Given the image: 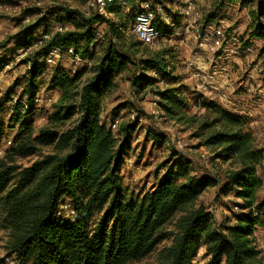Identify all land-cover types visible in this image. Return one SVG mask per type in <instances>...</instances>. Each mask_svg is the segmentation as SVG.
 Wrapping results in <instances>:
<instances>
[{
  "label": "trees",
  "instance_id": "16d2710c",
  "mask_svg": "<svg viewBox=\"0 0 264 264\" xmlns=\"http://www.w3.org/2000/svg\"><path fill=\"white\" fill-rule=\"evenodd\" d=\"M124 1L123 6L118 0L105 1L104 12L112 19L101 15L86 18L73 9L54 7L51 15L65 30L44 31L39 40L24 47H31L29 53L36 50L27 76L28 98L17 97L10 106L11 118L21 125L34 109L36 79L42 68L35 59L40 60L49 49L61 53L71 49L80 59L91 62L94 73L82 85L77 102L71 99V93L79 77H53L51 84L61 93V104L49 120L63 124L77 116L74 125L65 131L43 127L35 140L19 141L13 149V154L27 157L35 154L37 146H51V154L24 168L14 183L15 168L0 162L1 227L10 232L6 249L20 262L29 260L31 264H128L148 256L159 243L161 229L181 212L177 233L165 249L167 264H193L201 245L213 264H264L252 238L255 227H264V203L259 204L257 199L262 188L259 170L264 168V152L248 132L246 117L212 101L198 103L206 110L204 115L191 114L184 87L171 76L167 61L170 54L158 51L144 56L148 46L131 32L140 4L149 3L153 11L152 1L160 2ZM220 1L247 11L245 46L250 40L258 41L260 54H264V0ZM153 12V25L160 37L172 35L163 18L170 17L177 27L181 24L180 15L168 13L161 18ZM99 40L106 43L93 65L88 52ZM133 55L137 58L131 59ZM128 65L133 68L128 81L133 94L127 103L129 109L137 113L141 108L139 98L152 94L161 119L191 131L196 148H206L210 160L228 164L224 188L239 201L231 227L214 229L206 209L201 205L194 208L205 191L219 186L218 180L209 175L191 176L182 165L166 169L141 198L125 200L120 172L139 117L120 123L113 135L100 108L102 98L116 89L115 79L127 71ZM63 201L74 212L72 221L58 217Z\"/></svg>",
  "mask_w": 264,
  "mask_h": 264
},
{
  "label": "rangeland",
  "instance_id": "374dc122",
  "mask_svg": "<svg viewBox=\"0 0 264 264\" xmlns=\"http://www.w3.org/2000/svg\"><path fill=\"white\" fill-rule=\"evenodd\" d=\"M158 1L160 3L152 1V8L161 18L168 13L180 15V0ZM54 7L73 9L86 18L101 15L106 19H112V16H108L104 12V7L100 8L95 5L94 0H0V44L7 41L6 46L0 48V150L4 153L0 162L15 168L12 183L17 181V175L24 168L54 151L51 146H37V151L33 155L17 156L13 154V149L19 141L23 143L32 142L38 137L40 129L46 126L52 129L56 128L58 131H65L72 127L76 121L77 116H73L63 124H60L59 121H52L51 118L49 120L51 114L61 104V93L54 89L51 84L53 77L61 74L68 78H73L76 75L79 77L75 91L73 90L71 93V99L77 102L82 85L94 73V68H90L91 62L90 66L75 63L68 54H63L54 59L51 65H45L41 63V60L35 59L36 65L42 67L36 79L37 89L34 96L39 102L34 105L33 112L23 118L21 121L23 125L11 118L10 99L14 101L19 97L26 101L28 98L27 76L32 68V59L36 49L29 53L24 47L39 40L44 31L54 33L65 30L60 26L57 18L52 17L54 12L50 11ZM192 8L190 16L183 21L181 20L178 27L179 34L168 36L167 33L165 37H160L153 46L146 47L144 56L152 55L158 51H165L170 54L167 61L170 64L171 76L176 78L178 83L184 87V93L191 104L190 113L202 116L206 110L199 108L198 103L208 100L200 94L202 92H195L194 89L196 88L193 86L191 71L187 69L188 63L198 62L200 71L205 77L218 63L224 67L227 66L228 71L232 74L233 82L231 83L234 89L238 87L239 83L247 80L251 75V70H254L253 79L257 77V83L260 81L264 84V54H260L261 44L255 40H250L248 44L252 53L242 54V50L247 47L245 42L248 40L247 25L249 19L245 9L240 8L237 4H221L220 0H192ZM103 27L105 24L101 26V28ZM216 28L223 29L228 36L237 37L240 42V46H238L239 55H222L206 51L212 31ZM207 35L208 38H206ZM105 43L106 40L95 41L89 49L88 54H92V59H87L92 60L93 65H96L102 55ZM233 48L237 49L235 46ZM133 58L135 59L137 56L133 55L131 59ZM132 72L133 68L128 65L127 71L116 77V89L102 98L100 108V115L107 126L114 118L119 119L120 123H125L134 120L136 116L139 117L137 131L132 137L129 151L124 157V164L120 172L125 200L141 198L144 193L149 192L154 187L160 177L164 176L166 169L175 165H182L186 167L191 176L209 175L218 180L219 186L205 191L197 199L194 208L201 205L206 209L214 229L223 230L225 227H231L234 224L235 215L239 212L236 207L239 201L235 199L233 192H227L224 188L228 164H224L220 160H210L211 154L208 149L196 148L197 142L192 139L191 131L184 130L173 123L165 122L160 116L153 115L156 106L153 105L155 100L152 94H148L146 97L144 95L142 99L139 96L140 104L143 103V106L137 108V113L135 112L136 109H129L127 103L131 102L133 94L128 81ZM149 72L146 70V75L149 76ZM224 74L227 73L224 72ZM263 84L259 89L263 87ZM258 85L260 84L258 83ZM250 86L253 85H249L247 88L249 93L245 91L246 95L256 90L255 87L250 89ZM240 87L242 88L243 84ZM235 93L226 94V101L224 102L214 94L207 97L212 98L211 100L216 104L230 107V103L234 102ZM220 95L223 96L224 94L220 93ZM255 95L256 99H263L262 101H264V98L259 97L258 94ZM71 99L69 102L72 103ZM242 101L244 103L246 99ZM251 103L248 102L247 104L251 105ZM253 107L254 105H251V108ZM248 118L246 117V120L249 123ZM247 128L254 138L256 146L264 152L262 126L260 125L256 129V126L251 127L248 124ZM112 133L116 135L115 131ZM177 140L183 145L181 149L175 145ZM8 141L10 145H7ZM259 177L262 181V188L257 199L262 205L264 203V168L259 170ZM61 204L64 206L68 202L63 201ZM181 215V212L176 213L161 229L159 243L148 256L128 264H167L165 249L172 244L173 237L177 233V220ZM60 216L63 220H72L75 217L66 210H63ZM2 218L3 210H0V261L2 259L4 263L6 259L11 261L16 258L15 263L31 264L29 260L19 262L20 259L6 249L10 232L1 227ZM258 228L255 227L252 238L256 249L264 259V227ZM204 252L205 248L201 245L193 259V264H213Z\"/></svg>",
  "mask_w": 264,
  "mask_h": 264
},
{
  "label": "built area",
  "instance_id": "2783aa9c",
  "mask_svg": "<svg viewBox=\"0 0 264 264\" xmlns=\"http://www.w3.org/2000/svg\"><path fill=\"white\" fill-rule=\"evenodd\" d=\"M105 1L110 2L111 0H94L95 5L103 8ZM119 5L123 6L124 5V0H118ZM181 8H180V16L181 20L187 18L190 16L192 13V0H180ZM134 25L131 30V32L134 34V36L140 41L143 45H146L148 47L153 46L154 43L160 39V34L157 31V28L153 25V20H154V12L149 6V3H142L139 6V11L134 12ZM165 21L166 25L170 28L172 31V35H178V27L172 22V19L170 17L163 18ZM212 36L209 38V46L206 51L211 52V53H220V54H226V55H239L240 53L238 52V46H240V42L235 36H228L226 32L223 29L216 28L212 31ZM96 36H100L99 33H96ZM208 38V35L206 36ZM44 39H47V37H44ZM237 47L233 48V47ZM31 47L28 48L26 51H30ZM252 53V49L250 46H247L244 50H242V54L248 55ZM63 54H68L72 59L74 60L75 63H83L85 66H90V62L87 60H82L78 56L74 55L71 49H68L61 53L58 49L56 48H51L49 49L46 53H44L40 60L41 63H44L45 65H51L53 64L54 59L60 57ZM199 63L198 62H192L188 63L187 69L191 71V78L194 81L195 88L202 93H211L216 89L215 83L208 77H205L199 68ZM11 100V105L16 103V100L12 101ZM39 101L34 100L33 105H37ZM153 105L154 102H153ZM157 108L153 111V115L155 114L156 117L160 116V113L156 112ZM120 124L119 119L114 118L113 120L110 121L108 124V127L112 130L115 131ZM7 145H10V142H7ZM177 148L181 149L183 145H181L180 141H176ZM3 151L0 150V159L3 157ZM63 204L60 205L59 207V212H58V217L60 216V213L63 210H66L68 213L71 215H74L73 210L71 209L69 204ZM255 216L258 215L257 213H254ZM73 220V219H72ZM71 220V221H72ZM15 257H17L14 254ZM16 258L13 260H8L6 259V262L3 263V260L1 259L0 264H18V262L15 263ZM20 262V261H19ZM20 264V263H19Z\"/></svg>",
  "mask_w": 264,
  "mask_h": 264
},
{
  "label": "crops",
  "instance_id": "0c3cea01",
  "mask_svg": "<svg viewBox=\"0 0 264 264\" xmlns=\"http://www.w3.org/2000/svg\"><path fill=\"white\" fill-rule=\"evenodd\" d=\"M211 65H213V63H211ZM212 68L213 69H211L210 74L207 77L210 78L215 83L216 89L212 91V93H200V94H202L208 101H212L211 100L212 98H209L207 96L210 94H214V96L215 95L218 96L219 99L224 102L226 101L225 99L226 94H231L233 92L234 93L236 92L233 96L234 102L230 103V107L221 105V104H218V105H220L226 111L232 112L239 116L249 117L248 118L249 126L251 127L256 126V129H257L261 125L263 128V134H264V101H262L263 99H260V100L256 99L257 97L255 95V94H258L259 97L264 98V84L258 81V83L260 84L258 85L257 77L256 79H253L254 70H251V75L248 77L250 79L252 78L251 80L247 78V80L239 83L237 88L233 89L232 83H231L233 82L232 74L230 73V71H228V67L227 66L224 67L221 65V63H218L216 67H212ZM224 72H226L227 74H224ZM242 84H243V87L241 88L240 86ZM250 84L253 85V86H250V89H253V87H255L254 89L256 90L246 95L245 91H247V88L249 87ZM261 84H263V87L259 89L261 87ZM193 86L195 87L194 83H193ZM194 90L195 92H198L197 89H194ZM220 93H223L224 95L221 96ZM244 99H246V102L243 103L242 100ZM248 102H252L251 105H254V107L251 108V105L247 104ZM142 104L143 103H141L140 106H143ZM156 112L160 113L158 109L156 110ZM145 113L147 114V111ZM259 228L262 229V227H259Z\"/></svg>",
  "mask_w": 264,
  "mask_h": 264
}]
</instances>
